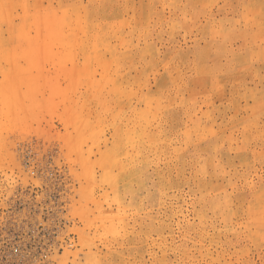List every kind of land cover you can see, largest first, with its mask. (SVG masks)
Masks as SVG:
<instances>
[{"label": "rangeland", "instance_id": "1", "mask_svg": "<svg viewBox=\"0 0 264 264\" xmlns=\"http://www.w3.org/2000/svg\"><path fill=\"white\" fill-rule=\"evenodd\" d=\"M0 264H264V0H0Z\"/></svg>", "mask_w": 264, "mask_h": 264}, {"label": "bare ground", "instance_id": "2", "mask_svg": "<svg viewBox=\"0 0 264 264\" xmlns=\"http://www.w3.org/2000/svg\"><path fill=\"white\" fill-rule=\"evenodd\" d=\"M11 81V80H10Z\"/></svg>", "mask_w": 264, "mask_h": 264}]
</instances>
